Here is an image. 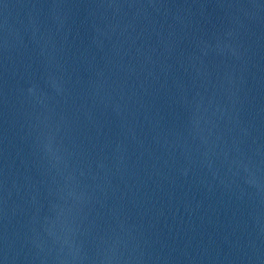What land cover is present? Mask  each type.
Returning <instances> with one entry per match:
<instances>
[{
  "label": "water",
  "instance_id": "1",
  "mask_svg": "<svg viewBox=\"0 0 264 264\" xmlns=\"http://www.w3.org/2000/svg\"><path fill=\"white\" fill-rule=\"evenodd\" d=\"M0 264H264V35L0 124Z\"/></svg>",
  "mask_w": 264,
  "mask_h": 264
}]
</instances>
